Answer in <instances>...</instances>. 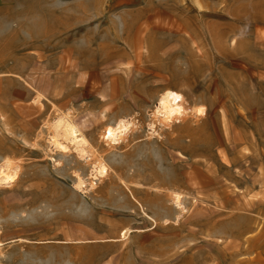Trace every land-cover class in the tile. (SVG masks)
Returning <instances> with one entry per match:
<instances>
[{
  "label": "rangeland",
  "instance_id": "rangeland-1",
  "mask_svg": "<svg viewBox=\"0 0 264 264\" xmlns=\"http://www.w3.org/2000/svg\"><path fill=\"white\" fill-rule=\"evenodd\" d=\"M4 163L0 264H264V0H0Z\"/></svg>",
  "mask_w": 264,
  "mask_h": 264
},
{
  "label": "bare ground",
  "instance_id": "bare-ground-1",
  "mask_svg": "<svg viewBox=\"0 0 264 264\" xmlns=\"http://www.w3.org/2000/svg\"><path fill=\"white\" fill-rule=\"evenodd\" d=\"M182 98L183 97L177 92L171 90L166 91L159 99L155 117H157L163 123V125H170L171 121L175 118V116L178 115L175 102L182 100ZM67 117L61 116L56 119L53 124H51V136L49 138L50 145L60 152H67L70 147H73L76 151L74 152L77 153V156L80 158H89V150L91 147L90 143L81 133L79 127L71 121L70 117L69 119ZM131 126L132 123L130 120L119 119L113 125L111 124L107 126V128L105 127L106 129L104 132V139L108 142H114V144H118L124 140L126 135H128L130 128H132ZM93 168V172L95 173L94 176L97 177V179L99 176L102 178L108 175V167L104 162L97 163ZM17 177L18 172L11 164L4 163L0 167V187L14 184ZM78 182L79 186L85 184L81 179H78ZM171 197L172 201L177 205V207L181 209V195L174 193ZM125 235L126 234L124 233L122 237H125ZM1 244L2 243L0 242V247Z\"/></svg>",
  "mask_w": 264,
  "mask_h": 264
}]
</instances>
